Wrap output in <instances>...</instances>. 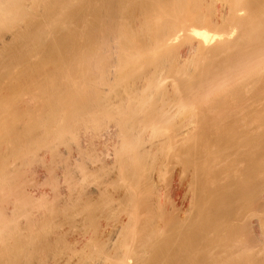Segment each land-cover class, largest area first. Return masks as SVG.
Segmentation results:
<instances>
[{
  "label": "bare ground",
  "instance_id": "obj_1",
  "mask_svg": "<svg viewBox=\"0 0 264 264\" xmlns=\"http://www.w3.org/2000/svg\"><path fill=\"white\" fill-rule=\"evenodd\" d=\"M4 31L9 32L10 37L2 34ZM263 33L264 0H0V193L3 188L6 189V195L15 200L14 205L17 204V211L14 212L16 214L25 213L24 215L27 214L29 219L25 228L20 227L16 219L19 215L14 216L13 213L5 211L6 207L3 208L2 203L5 199L1 196L5 192L0 194V264H48L46 262L48 260L44 255L41 257L44 250H42L41 255L37 252L43 249V243L47 244L46 241H43L45 235L43 239L41 238L43 232L46 233V229L44 228L45 230L41 233L39 231L42 226L46 227L51 224L50 220L53 216H62L61 214H64V212L67 213L70 209L67 208L72 206L70 204L75 202L76 198H79V201L80 199L82 201L83 197L87 199L84 194L89 196L86 193L88 187L89 192L99 190L91 184H89L91 186H87V183H92L88 179L94 174V170L103 171L105 168H109L106 167L108 165L114 168L117 165L116 169L120 168L121 172V174L118 172L119 175L117 173V176L121 175L118 178L123 181L121 184L124 183L123 186L128 187L129 192L131 191L132 194L130 193V195L135 197L136 192L134 190L141 189L138 186H141L143 177L140 175L141 173L137 174V171H134V167L141 164L144 158L152 159V161L157 160L158 156L156 157V155H159L161 147L169 143L173 144L191 132L190 125L195 121L197 113L193 108H189L190 104L187 105L189 96L187 97L184 91L185 86H183V81L185 82L189 70L194 71L195 74L196 72L199 73L200 79H205V76H209L211 73L212 76H215L210 75L212 79H216L217 76H227L230 80L234 76L230 82L236 81L237 76L242 75V77H238V80L239 78L243 80L245 77L244 79H247L245 82L248 81L249 85L252 83L253 86V83L255 84V82L262 79L260 74L264 71ZM256 40L259 42L262 40L263 44L262 42L256 44L258 43ZM254 43L259 46L263 45V47H255ZM181 44L185 48L179 51L178 47ZM260 56L263 60L259 58ZM241 64L244 65L241 66ZM240 66L243 70H239ZM12 68L15 70L12 71ZM1 69L4 74H2ZM192 71L190 72L192 73ZM206 81L204 82L206 83ZM237 89L239 90V88ZM238 90L237 93L241 94V91ZM205 96L207 97L206 94ZM238 97L239 95L236 96V98ZM259 100L261 99L259 98ZM201 101L200 103H202ZM196 104L198 105V101ZM147 110H149V113H147ZM145 111L150 115L143 117ZM220 111L218 110V112ZM240 112L243 113L241 110H238V113L237 110L234 111L238 117L241 116ZM258 112H261V109ZM140 113H142V117H140ZM230 113L228 114L232 115V112ZM246 114L244 117H246ZM249 114L250 116L247 114L246 119L241 116V119L244 118L245 122L243 119V121H240V117L237 118L233 114L235 118L233 122L236 119H238L237 122L239 121V124L236 123L238 124L236 129H239L240 126L242 128L241 131L239 129L241 137L237 133L235 134L236 130H233L235 124L228 123L233 130L228 127L230 128H227L228 131L231 130V133H234L231 136L238 135V137H230V141H227L229 145L224 141L228 139L226 137L228 131L226 130L225 133L223 129L224 126L227 127V124H224L221 129L226 134V138L223 136L225 139L221 138L227 145V147L226 145L224 147L226 157L223 156L224 160L220 165L223 166V170L216 178L220 180L218 178L223 175L220 178L227 179L226 181L222 179V182L227 183L229 189H226L230 191L227 192L231 194L228 193L231 196L230 199H233L234 203H232L237 202L238 204L236 206L226 204L230 208L234 206V210L223 211L225 214L228 213L227 216L223 214V220H225L221 226L223 227L221 228L223 234L217 233L218 236L215 235V239L216 236L221 235V240L218 239L220 243L217 242L219 245L213 248L211 246L205 251V255L203 252L204 257L197 254L201 257V260L203 258L204 262L201 261L203 264H264V124L262 122V124L258 123L259 119L257 117V124L254 120L251 122L252 120L249 119L252 118V114ZM229 117L233 119L232 116ZM111 119L114 121L113 123H111ZM230 119H228V122ZM220 120L223 121L224 119ZM169 123H172L171 129L167 128L168 126L166 127V124ZM218 127L220 129V126L216 125V128ZM205 128L207 131L210 129L209 125L208 128ZM219 129L217 130L220 131ZM146 130L150 131L153 140L155 138L159 139L157 142L150 140L153 143L151 142L149 147L146 146L147 143L143 144L144 142L141 141ZM221 131L220 136L222 137L224 133ZM208 132L210 133V130ZM214 132L216 133V131ZM217 133L219 135V132ZM220 136H216L218 141ZM120 137L124 139L121 144ZM152 137L150 138L152 139ZM70 140L72 141L70 142ZM73 141L81 143L79 145V143L75 144ZM69 142L70 144L74 143L75 146L66 147L69 146ZM219 142L221 144L222 141ZM61 144L66 145L62 148ZM222 145L220 148L223 147ZM60 147L64 150L61 151ZM105 147L110 151H106ZM85 150H89L91 154H94L92 151L96 152L95 154H97V151L98 154L101 152L102 158L100 155L99 157L102 160L99 158L98 161L104 164L102 163L99 167V163L97 166L96 163L95 167L97 169L94 166L95 169L89 167L90 171L88 170V164L87 167L84 165L83 169H81V165V168L77 166L76 169L75 165L81 162L80 158L87 155L83 158L85 160L90 154L89 151L86 152L87 154H83ZM156 151L158 154H156ZM218 151H220L219 148ZM46 154L51 156H45ZM79 154H82V157ZM220 154L223 155V153ZM59 155L64 158H61V160L66 162L65 166L59 165L63 164L59 160L60 158L57 159ZM65 155L67 156L65 157ZM148 155L150 158L155 156V159L154 157L150 159ZM48 157L51 159H48ZM69 157H73V161L74 158L76 159L74 161L75 165L73 164L74 167L70 168L68 165V163L72 165ZM91 157L89 159L93 160ZM203 158L205 157L203 156ZM211 158H213L212 155ZM45 159H47L46 162ZM56 160H59L58 165ZM199 161L201 160L199 159ZM209 161L208 163L211 162ZM220 163H217V165ZM33 164L37 168L35 170H39L40 174H38V171L36 172L38 176L42 175L43 177L47 176L44 178H48V175H52L48 179L53 178L50 184L55 185V188L57 185L59 187L60 184H57L61 180L58 177L60 171H64L65 174L62 172V175L64 174L63 176L66 175V177L63 178L69 180L66 173L70 172V169H76V174L71 177L72 184L68 182L71 188L69 189L66 183L64 185L72 193L66 195L67 191L64 192V195L70 198L73 197L71 201L70 198L66 199L63 196L66 199V204L65 202L62 204L67 206L70 201L69 206L62 205L66 209L61 208V205L59 208L53 205L48 207L45 204L47 207L43 205L44 209L42 207V210H45L46 207L45 213L47 214L44 213L43 215V212L41 213L43 217L45 216L44 218L39 213L34 214L35 217L33 214L31 215V213H34L31 212L32 208L30 209L33 205L31 198L36 197L39 191L35 188L37 195L33 193L36 183L33 186L30 185L29 189L26 190L25 188L28 185L25 186L24 184L23 186L26 175L22 176L26 174L28 169L30 171L35 167ZM31 166L33 167L31 168ZM205 168L206 166L201 169ZM121 169L122 171L126 170L122 172ZM215 169L213 172H215ZM73 171H71L72 175ZM98 171H95V173ZM218 171L220 170L218 169ZM30 172L34 173L35 171L33 169ZM78 173L80 174L79 177L77 176L79 182L75 176ZM218 173L215 175L217 176ZM99 175L97 176L100 177ZM215 175L213 174L214 177ZM54 179L55 182L57 181L56 183H54ZM64 179L61 181H64ZM84 179L87 181H85L86 183H83ZM74 180L78 183H74ZM102 180H104L103 176ZM146 180L147 178L144 182ZM97 184L99 185V182ZM58 187L57 189L61 192L62 190ZM105 187L103 188L105 189ZM125 187L123 188L127 190ZM224 187L222 191L225 190ZM72 189L77 191V193L75 192L78 194L77 197L74 193L75 190L72 191ZM225 191L223 192L224 195L227 193ZM53 192L55 194V191ZM60 195L63 194L60 193ZM8 196L6 197L8 198ZM228 196L227 194L223 196L226 202L225 197ZM56 197H58L57 193L53 195V199ZM130 197L128 196L129 199L133 198V196ZM109 202H104L106 204L104 205L108 207ZM74 204L76 205V203ZM87 207L88 205L85 208ZM106 207H104L105 210ZM89 208L86 210H89ZM107 210L109 209L107 208ZM151 210L150 212H152ZM48 214L47 219L46 215ZM36 216H40L47 224L42 222L39 217L40 223H44L39 226V218H36ZM46 220L49 221V224ZM52 221L56 222L54 219ZM148 224L144 229L146 230V232L144 231L145 234L141 231L142 237L139 240H142L141 244L145 243V245L146 243L150 245L153 242L150 241V238L153 237L152 239H154L156 235H154L156 232V229L153 228L154 225ZM215 224L214 227H218V223L215 222ZM49 226L52 227V225ZM39 227L41 228L39 229ZM214 229L210 231H214ZM201 231L199 232L201 233ZM214 232H217V228ZM204 236L206 235L204 234ZM207 237L208 235L204 239H208ZM57 238L54 239V243L58 240ZM120 238L119 242L123 240H120ZM108 240L110 239L108 238ZM148 241L151 243H148ZM207 243L205 242V244ZM47 246L49 245L47 244ZM144 248L146 247L144 246ZM110 249H113V251H110L111 254L108 257L105 254L108 249L107 251L104 249L106 251H103L105 258L101 259L103 262L99 261L100 264L108 262L111 264H129L130 257L127 256L129 246L126 243H121V246ZM144 251L148 250L144 249ZM194 256L196 257V255ZM91 259L93 258L91 257ZM201 262L200 264H202Z\"/></svg>",
  "mask_w": 264,
  "mask_h": 264
},
{
  "label": "rangeland",
  "instance_id": "obj_2",
  "mask_svg": "<svg viewBox=\"0 0 264 264\" xmlns=\"http://www.w3.org/2000/svg\"><path fill=\"white\" fill-rule=\"evenodd\" d=\"M218 5H219V3L216 5L217 8H218ZM2 34H4V35L6 34L7 36L10 37V33L7 32V31L2 32ZM260 39H258V40H260ZM262 40H264V39L262 38ZM262 40L260 42H262ZM256 42H258L256 44L260 43L257 40H256ZM256 44H255V47L259 46V45H256ZM262 44H263V42H262ZM259 47H263V45H261ZM184 48L185 47L182 44L178 47L179 51H181ZM259 58L262 59L261 56ZM255 62H259V61H255ZM260 62H261V60H260ZM242 65H244V64H241V66ZM241 66H240L239 70H243V69H241ZM11 70L13 71L15 69L12 68ZM190 71H192V70H189V73L186 76L185 82L183 81V83H184L183 86H185V88L184 87L183 88H184L185 93L187 94V97L189 96L188 97L189 102L187 100V103H188L187 105L190 104L189 108L190 109L193 108L194 111H196V113H197V116L194 119L195 121L193 120L194 122L190 125L191 132L188 133V135H184V137L182 139L177 140V142H174L173 144L169 143V144L164 145L163 147H161V151L159 152V155H156V154H158V152L156 151L157 153L155 155H156V157L158 156L157 160L155 159V156H153L155 161L154 160L152 161L151 158H153V157L151 156V158H150V156L148 155L151 160H149L148 158L147 159L144 158V161H142L143 164L141 162V164H139L136 167H134L135 169L137 168V170L134 169V171L135 172L137 171L136 172L137 174L141 173L140 175L143 177L141 179V186L142 187L138 186L141 189L138 188V190H134V192H136L135 194L137 196L135 195V197H134V195H130L131 191L129 192V189H127L128 187L123 186L124 183L121 184L123 181H120L119 178H118L121 175L117 176V173L120 172V168H118L119 170L116 169L117 165L115 166V168L108 165L106 167H109V168H105L104 167L105 171L104 170L103 171L102 170H99V171L98 170H94L93 171V169L96 168L95 164L97 163L96 164V166H97L98 163H99L98 159L100 157L102 158L101 152H100V154H98V151H97V154H95L96 152H93V151H92V153H94V154H91V152L89 150H85V153H83L84 151L81 152L83 154H87L86 153L87 151L90 152L91 155L88 153L90 156L88 155V157H87L89 159L92 156L91 159H93V160L89 159L90 166H89V162L87 161L88 159L86 158L87 159V160L85 159L86 161L83 159L87 155L86 156L83 155V158H80L82 164L80 162V163H78L79 165L76 163L77 161L75 162L76 165L74 164V161L76 160L75 158H74V161L72 160L73 157H69V158H71V160L68 158L70 160V163L72 164V165H70L68 163L70 168L74 167L73 164L76 166V169L80 165L82 166V168H81V166L79 168L83 169V166L85 165V167H87V164H88V170L90 168H92L93 166L95 167V168L93 167V169H92V171L94 172L95 176H94V174H92V176H90V179H94V178L95 179L94 180H90V179L86 178V179H88L89 182L92 181V183H87V186H91L92 185V186H95L99 190L95 191V192H93L91 190L89 192V189H88L89 187L88 188L85 187L88 190L86 193H87V195H89V196H86V194H84V196L87 197V199L86 198L84 199V197L81 196V197H83L82 198L83 202L81 201V199L79 201L78 200L79 198L78 199L76 198L75 202H71V204H70V201L68 200L70 206L72 205L71 206L72 208L68 207L67 209H69V208L70 209L68 211L66 210L67 213L64 212V214L66 213L65 215L61 214L62 216H60V215L59 216H55V217L53 216L52 219H54V221H56V222H53L52 219L49 217V219H51L50 220L51 224H49V221H47V220L46 221L48 222L49 225H52V227H50L49 225H47V226L45 225L46 227L42 226V228L39 227V229L41 228L40 231H39L40 233L43 232L46 229L45 232L47 234L43 232V235H42L41 238L43 239L44 237L45 238L47 237L46 239L44 238L43 241L44 242L46 241L47 244L49 245V246H47V244L43 243V245H42L43 249H40L38 247L40 249V251L44 250V253H43V251L40 252V251L36 250L37 252H39L38 254H40V255H41V253H43L41 255V257L44 255V257L49 262L51 261L50 262L51 264H64V263L65 264H69V263L70 264H100L99 261L103 262V260H101V259L105 258V255L103 253L104 249L106 251L108 249V251L110 252V251H113V249H110V248H114V247L117 248V246L118 247H119V245L121 246V243L122 244L126 243L127 246H129L128 251L130 252V253L128 252V254H127L128 258L130 257L129 258L130 260L128 259L129 260V264H194L195 262H196V264H200V262L203 261V258L201 260L200 256L203 255V254L205 255V253H206L205 251L208 250L211 246L213 248V247H216V245L217 246L219 245V244H217V242H219V240H221L220 237L223 234V232H221L222 231L221 228H223V227H221V226L223 225V223L225 221V220H223L224 216H227L226 214L228 213L227 212L225 214L223 211H225V210L228 211L229 209H230L229 211H231L232 209L234 210V206H232V208H230L227 205H230V206L231 205H235L236 206L238 204L237 202H235V204H233L234 203L233 199L232 200L230 199L231 198V196H230L231 194L229 193L230 191L227 190V189H229V188H227L228 187L226 185L227 183L226 182L225 183L222 182L224 180V177H222L223 180L220 178L223 175H221L218 178L221 181L217 180V178H216V177H218V175L221 174L220 172L223 170V166H220V165H222V161L224 160L223 156H225L224 154L226 153L224 151L225 150L224 147L226 145L225 142H227L228 140L230 141V139H231L230 137H233V136L234 137H236V136L238 137V135H239V137H241V133L239 134V132L241 131L242 128L240 126V128H239L240 131H239V129H236V128H238L239 121L237 122L238 119H236V121L233 122V120L235 119L233 114L236 115L237 118L240 117V121L244 120V122H245L246 117H248V115L250 116L249 113L252 114L253 112H255L256 114L253 113L251 115L252 118L255 116L254 119H252L251 117H250L251 119H249V118L248 119L250 121L252 120L251 122H253V120H254L256 124H257V122L258 123L260 122V124H262V123L264 124V102H263L264 101V76H263L264 75V71H263V73L260 74L262 76V79H260L261 81L258 80L257 82H255L256 85L253 83V86H252V83L249 85L248 81H247V83L245 82L247 80V79L246 80L244 79L245 77L243 78V80L240 79V78L238 80V77L239 76L242 77V75L237 76V78L235 77L236 81L233 80V82H230V81L233 79L234 76L231 77L230 80L227 78V76H225L226 78L224 76L223 77L217 76L219 78L216 77V79H214V78L212 79V77H215V76L211 75L212 73L209 74V76H205L207 79L206 78L205 79L201 78L202 79L201 80L199 78L200 77L199 73L196 72V74H195L194 71H192V73ZM1 72H2V74H4L3 70ZM198 72H200V71H198ZM208 78H210V79H208ZM204 81H206V83ZM203 83H205L206 85L205 84L203 85ZM233 83H235V84L233 85ZM166 84L168 85V82ZM247 85H249V86H247ZM211 87H213V88H211ZM237 88H239V90ZM237 90L239 92L241 91V94L237 93ZM196 93H197V95H196ZM202 93H203V95H202ZM234 93H236L237 95H235ZM205 94L207 95L208 98L205 96ZM231 95H232V97H231ZM238 95H239V97L236 98V96H238ZM259 98L261 100H259ZM197 99H199V100H197ZM217 100H219V101H217ZM197 101H198V105L196 104ZM200 101L202 103H200ZM221 101H223V102H221ZM224 103H225V105H224ZM222 104H223V106H222ZM228 105H230V106H228ZM195 107H196V110H195ZM223 107H225L224 110H223ZM226 107H228V108L226 109ZM260 109H261V112L257 113V111L260 110ZM218 110H221V111L218 112ZM233 110L235 112L237 110V113H238V110L243 111V113L240 112L241 116H243V117L246 114V112H247L248 115L246 114V117H244L245 119L242 118L243 119L242 120L241 116L239 115L240 113L238 114L239 115V117H238L237 113H234ZM148 111L149 110H147V113H149ZM262 111H263V114H262ZM230 112H232V115L228 114ZM147 113L145 111V115H143V117H147V116L150 115V114H147ZM259 113L261 114V116H260ZM141 114L142 113H140V115ZM229 116H232L233 119H230ZM140 117H142V115ZM219 117H221V118H219ZM227 117H228V119H230L229 122H228ZM256 117L259 119V121H257ZM260 117H261V119H260ZM262 117H263V119H262ZM222 118L224 119L223 121L220 120ZM197 119H199V120L197 121ZM111 121H112L111 123L114 122L112 119H111ZM230 121L233 122V123H231ZM195 122H197V123L195 124ZM228 123H230L231 125L235 124L234 127L233 126L232 127H233L234 131L238 130L237 132L235 131V134L237 133L238 135L231 136V134H234V133H231L233 130H232L231 126ZM236 123H238V124H236ZM169 124H166V127L168 126L167 128L171 129L170 127L172 126V123H169ZM205 124L209 125L210 133L208 132L209 130L207 131V129L205 128V127L208 128V125L206 126ZM224 124H227V127L224 126ZM240 124H241V122H240ZM212 125L213 126L215 125V127H213ZM216 125H219L220 129H219V127L216 128ZM223 126H224V128H223ZM211 127H212V129H211ZM228 127H230L232 131L231 130L228 131V129H230ZM222 128L224 129L225 133L228 131L226 134L229 135V132H230L229 137H228V135H226L224 133L223 130L222 131H223L224 135H222V137L220 136L222 134V133L220 134V131H221ZM192 129H193V131H192ZM217 129H219L220 131H218ZM213 130L216 131V133L219 132V135H218V133L216 134ZM211 131H213V132L211 133ZM145 132L146 133H143V135H142L143 138H141L142 137L141 135H140L141 136L140 138H141V141L144 142L143 144L147 143L146 146L149 147L151 145V142L153 143V141L157 142L159 140V139L157 140L156 138H155V140H153L154 138L150 135V133H149L150 131L149 130H146ZM168 132H170V131H168ZM206 132H207V134H206ZM145 134H146V136H145ZM211 134H213V135H211ZM215 135L217 137L220 136L219 141H222L221 144H220V142L218 141V139L216 138ZM225 135H226V137L228 139H225L226 138ZM121 137H120V140H119L120 144H121V141L124 140V139H121ZM150 137H152V139ZM221 138L222 139L224 138L225 142ZM150 140H153V141H150ZM71 141L72 140H70V142ZM70 142H69V146L67 145L66 147L69 148L70 145L73 146L74 143H75L74 142V143L70 144ZM78 143L80 145L81 142L78 141L75 144H78ZM109 143H107V144H109ZM63 145L61 146L62 148H64L66 144L64 146ZM221 145L223 146V147H221V148H223L222 150L220 148ZM227 145H229V143ZM227 145H226V147H227ZM61 147H60V149H62ZM108 148H110V147H108ZM218 148H219L220 151H218ZM105 149H106V151H110V149L108 150L106 147H105ZM105 149H104V151H105ZM63 150L64 149H62L61 151H63ZM227 152H228V150H227ZM213 153H215L216 155L214 154V156H213ZM220 153H223V155L220 154ZM60 154H62V152H60ZM200 154H202L205 158H203V156L200 155ZM210 154L212 155L213 158H211ZM99 155H100V157H99ZM45 156H51V155H47L46 154ZM66 156L67 155H65V157ZM77 156H78V154H77ZM209 156H210V158H209ZM42 157H44V156H42ZM45 158H47V157H45ZM56 158H57V156H56ZM61 158H63V157L61 155H59V157L57 159L61 160ZM78 158H79V156H78ZM78 158H77V160H79ZM101 158H100V160H102ZM214 158H216V159H214ZM218 158H220V159H218ZM48 159H51V158L48 157ZM82 159H83V161H82ZM199 159L201 161H199ZM42 160H43V158H42ZM46 160L47 159H45L44 161L46 162ZM54 160H55V157H54ZM59 160H56V162L58 161L56 163L57 165L59 164ZM209 160L212 162V164L215 161L214 163L216 165L215 166H214V164L212 165ZM92 161H94V162H92ZM203 161H205V162H203ZM208 161L210 163H208ZM65 163L66 162H63V164H59V165L65 166ZM92 163H94V164H92ZM102 163H99L98 166L101 167ZM217 163H220V164H218L219 168H218ZM40 164H43V163H40ZM197 164L199 166L201 164L200 168H199V166ZM204 164H206L205 165L206 166L205 169L207 171L205 169H201L202 167L203 168L205 167V166H203ZM207 164H210V165L208 166ZM33 165L35 166V164H33ZM43 165H45V164H43ZM216 166H217V168H216ZM32 167L33 166H31V168ZM35 168H36V166L33 167V169L35 171L34 173L30 172L33 169L32 170L30 169V171H28L29 170L28 169L26 171V174H24L22 176V177H24L26 175L24 177V180L26 178V181H25V183L23 182V186H24V184H25V186L28 185V187L25 188L26 190L29 189L30 185L33 186V184L36 183V187L34 186V192L33 193L36 194L37 193L36 191L37 190L39 191L38 192L39 194L38 195L36 194L37 195L36 197L34 196L35 194L32 195V196H34L33 198H31L33 200L32 201L33 205L30 207V209L32 208L31 212H34V213H31V215L33 214V216L35 217L34 214H38L39 213V215H40L42 212H43L42 214L44 215V213L46 211V207L47 206L50 207L49 205H51V206L53 205V206H57V207H59L61 205V208H63V209L65 208L66 209V207L69 206V204H67V206H66L65 205L66 204L65 201H66L67 198H70V197H68L66 195H68L70 193L69 191H71V190H68V188L69 189L71 188V185H70V184H72L71 183V177H74V174H76L75 173L76 169L73 168L74 171H73V169H70L71 171L74 172L73 175H72L71 171L67 172L64 169L67 172L66 173L67 177L69 176L68 179L70 180L69 181V180L66 179L67 182L63 178V177H66V175L63 176L65 174L64 171H62L64 173L63 175H62V172L60 171V173L58 174L60 176H58V177L61 180L64 179V181H61V180L55 178V179L61 181V182L58 181V183H57V184L60 183L59 184L60 188L58 187V185L55 188L54 187L55 185L52 186L50 184L51 181H53V178L48 179L52 175L46 174V175L49 176L48 178H44V177H47V176H44V177L42 175L38 176L36 172L38 171V174H40L39 170H35ZM121 168L123 169V167H121ZM215 168L217 169V171H216ZM122 169H121V171H122ZM211 169H213V170H211ZM214 169H215V172H213ZM218 169L220 171H218ZM61 170H63V169H61ZM125 170H123L122 172H125ZM95 171H98V172H96V173H98L97 175H99V172L101 171L100 172L101 174L99 175L100 177H98L96 175ZM208 171L209 172L212 171V172L209 173ZM29 173H30V175H29ZM68 173H70V175H68ZM208 173H209V177H208ZM216 173H218L217 176L215 175ZM106 174H107L108 179H106L107 178ZM120 174H121V172H120ZM144 174H145V176L147 178L146 182H144L145 179H146V178H144L145 177ZM213 174L215 175V177L213 176ZM79 175L80 174L78 173V175H75V176L79 177ZM118 175H119V173H118ZM102 176H103L104 180H102ZM78 177L76 178L77 181L79 179ZM109 177H110V179H109ZM213 177L215 178V180H214ZM75 178H72V179H75ZM55 179H54V183L57 182V181L55 182ZM226 180L227 179L225 178L224 181H226ZM29 181H31V182H29ZM77 181H75L74 183H76ZM85 181L86 180L84 179L83 183L87 182V181L86 182ZM105 181H107V182H105ZM68 182H70V184ZM98 182H99V185L97 184ZM37 183H38L39 186L37 185ZM65 183L70 185V186L67 185L68 188H65L64 187ZM52 184H53V182H52ZM61 184H63V185H61ZM89 184H91V185H89ZM100 185H101V187H100ZM79 186H83V185L81 184ZM84 186H86V185H84ZM121 186L125 187L127 190H125ZM224 186H226V187H224ZM51 187H52L53 190L51 189ZM53 187L55 188V190H54ZM57 187L59 189H61L62 191L60 190L61 192H59ZM103 187H105V189ZM223 187L226 190V191L224 190L225 192L229 191V192L225 193V195L223 193L224 191H222ZM41 188H43V189H41ZM85 188H84V190H85ZM90 189H92V188H90ZM3 190H4V188L2 189L0 194H2L3 192L6 191V189L4 191ZM49 190H51L52 192L55 191V194H53L54 192L52 193ZM63 190H65V191H63ZM74 190L72 189V191H74ZM101 190H102V192H101ZM49 192H51V193L49 194ZM64 192L65 193L67 192V194L64 195L65 194ZM75 192L77 193L76 190L74 191V193ZM96 192H99V193H96ZM56 193L58 194V197L53 199V195H56ZM60 193H62L63 195L61 196ZM76 193H75V196L77 197L78 194H76ZM100 193H102V194H100ZM128 193H129V195H128ZM3 194L1 196L3 197V199L6 200V202H5V200L2 201V203L4 205L3 208L6 207L5 208L6 212L11 213V214L13 213V215L16 216L18 214V213L17 214L15 213L17 211L16 210V205L17 204L16 203H15L16 205L13 204L15 200H13V198H11V196L6 195L7 192H5L4 195L8 196V198H10V199H8ZM71 194L72 193H70V195ZM124 194H125V196H123ZM226 194H227V196L228 195L230 196V197L229 196L225 197V199H227V202H226V200H224V197H223V196H226ZM128 196H131V197L133 196L134 199L131 198V197H130L131 199H129ZM72 198L73 197H71L70 200ZM150 199H151V201H150ZM77 200H78V202H76ZM88 200H89V202H87ZM97 201H98V203H96ZM109 201H111V202H109ZM113 201H114V203H112ZM155 201H157V202H155ZM228 201H229V203H228ZM64 202H65V204H62ZM104 202L105 203L109 202L112 205H110L108 203V205H107L108 207H106L105 206L106 204ZM74 203H76L77 206ZM147 203H148V205H147ZM157 203H158V205L156 206ZM36 204L39 205V206H37ZM81 204H83V205H81ZM86 204L88 205L87 208H85L87 206ZM92 204H93V206H92ZM119 204H120V206H118ZM43 205L46 206L45 210H42ZM62 205H65L66 207H63ZM73 205H75V206L73 207ZM89 205H90V208L92 210L89 208ZM103 206L106 207V210H105V208ZM227 207H228V209H227ZM84 208H85V211L83 210ZM88 208L91 211L86 210ZM107 208L109 210H107ZM117 208H118V210H117ZM121 208L125 209V211L123 209L124 213L122 212ZM43 209H44V207H43ZM112 209H116V210H114L115 212ZM150 210L152 212H150ZM200 210H201V212H200ZM106 211H107V213H106ZM125 212H127V213H125ZM155 212H158V213L155 214ZM20 214H18L19 216H17V218L15 217V218L18 220L20 227H22V228L24 227L25 228L27 223H28V220H29L28 216H27V214L25 216L24 215L25 213L24 214L20 213ZM42 214H41V216H42ZM45 214H47V213H45ZM223 214H224V216H223ZM46 216H47L46 218L48 219L49 214L46 215ZM39 217L36 216V218H39ZM40 218L38 219L39 223H40ZM225 219H226V217H225ZM19 220H21V221H19ZM42 222H45V221L42 219ZM215 222L218 223L217 224L218 227H214L216 225ZM20 223H22V224H20ZM41 223L39 224V226L41 225ZM148 223L149 224L151 223L152 226L154 225L153 228L156 229V232L154 233V235L156 234L154 236V239H152L153 237H151L153 235L150 236L151 240L149 239L151 242L152 241L153 242L151 243V242L148 241V243H151L152 246H151V244L148 245L147 243H146V245H145V243L141 244L142 240L139 241L141 239V237H142L141 231L145 234L146 230H144V229H145V227H147ZM220 223H222V224H220ZM42 224H44V223H42ZM211 225H213V226H211ZM206 227H208V228H206ZM216 228H217V232H214L216 230ZM36 229H37V227H36ZM121 229H123V230H121ZM155 229H154V231H155ZM213 229H214V231H210V230H213ZM199 231H201V233ZM207 231H209V232H207ZM213 233H215V234H213ZM217 233H220V234L222 233V234L221 235L219 234L220 236L217 237L218 236ZM123 234H125V235H123ZM204 234L206 236L208 235L207 238L209 240L208 239H204V237L206 238V236H204ZM215 235H217L216 239H215ZM124 236H127V237L125 238ZM209 236H212V237H209ZM111 237H113V238H111ZM55 238L58 239L57 240L58 242L56 241L54 243V241L56 240ZM108 238L110 240H108ZM119 238H120V240H122V239L123 240L119 242ZM59 240H60V242H59ZM206 240H208L209 242L206 241ZM50 242H52V243H50ZM100 242H102V243H100ZM123 242H125V243H123ZM195 242H196L197 245L195 244ZM205 242L206 243L208 242V243L205 244ZM108 243H109V246H108ZM213 243H215V244H213ZM207 245L209 246L208 248H207ZM144 246L146 248H144ZM202 246H203V249H202ZM45 247H47V249H45ZM84 247H86V248H84ZM198 247H199V250H198ZM196 248H197V250H196ZM50 249H51V251H50ZM100 249H102V250H100ZM130 249H131V251H130ZM144 249L148 250L149 252L148 251H144ZM201 249H202V251H201ZM106 251H104V252H106ZM107 252L105 253L107 255L106 257H108V255L111 254V252L110 253L108 252V254H107ZM146 252H147V254H146ZM81 254H83V255H81ZM197 254H199L200 256L197 255ZM36 255H37V253H36ZM85 255H87L86 256L87 259L85 258ZM194 255H196V257ZM204 255H203V257H204ZM91 257L93 259H91ZM39 258H40V256H39ZM195 258H197V260H195ZM199 259H200V262H199ZM48 261H46V262L48 264H50ZM57 261H59V262H57ZM67 261H68V263H67ZM203 262H201V263L203 264ZM101 264H103V263H101ZM106 264H111V263L108 262Z\"/></svg>",
  "mask_w": 264,
  "mask_h": 264
}]
</instances>
